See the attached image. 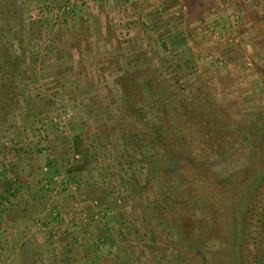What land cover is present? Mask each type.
<instances>
[{
  "label": "rangeland",
  "instance_id": "1",
  "mask_svg": "<svg viewBox=\"0 0 264 264\" xmlns=\"http://www.w3.org/2000/svg\"><path fill=\"white\" fill-rule=\"evenodd\" d=\"M161 1L7 0L6 5L14 7L8 13L6 33L11 36L13 64L20 72L15 73L12 93L17 108L0 120V151L6 156L0 165L9 160L14 167L24 166L31 158L37 165L34 177L22 169L7 183L34 187L33 182L40 181L44 192L34 195L39 196L37 202L42 194L52 197L48 221L57 227L50 237L53 246L58 232L68 229L69 238L79 247L93 249L83 253L90 261L94 255L106 264H150L149 260L220 264L217 253L208 252L204 259L194 256L179 236L176 204L196 207L198 203L189 182L168 174L177 173L176 162L164 158L165 151L175 146L165 124L153 114L152 102L156 100L165 115L179 124L176 118L183 103L193 101L189 90L205 85L208 106L201 99L196 103L216 113L213 119L222 122L220 139L225 142L221 155L204 157L199 164H206L222 180L245 165L249 143L237 142L238 134L232 132L249 125L264 109V0H194L193 10L186 0H166L162 5ZM83 18L101 25L100 35H113L120 45L121 55L116 54L111 70L95 75L94 83L100 88L96 93L73 92L89 82L87 77L62 76L59 69L54 73V66L42 60L49 40L57 42L60 35L68 34L72 20ZM123 47L129 49L126 56ZM21 52L26 77L21 72ZM135 71L146 82L144 92L152 107L150 120L141 127L147 133L150 127L156 141L130 151L116 136L115 125L132 122L127 84L119 83ZM193 92L196 97L197 91ZM63 117L59 131L56 121ZM210 143L219 144L212 137ZM183 149L188 152L187 146ZM16 150L27 156L10 161ZM74 172L80 173L74 177ZM53 175L59 180L51 181ZM91 178L94 183H88ZM63 195L71 198L69 206L62 202L65 211L53 204ZM262 220L259 258L254 264H264V213Z\"/></svg>",
  "mask_w": 264,
  "mask_h": 264
},
{
  "label": "trees",
  "instance_id": "2",
  "mask_svg": "<svg viewBox=\"0 0 264 264\" xmlns=\"http://www.w3.org/2000/svg\"><path fill=\"white\" fill-rule=\"evenodd\" d=\"M193 1H185L190 10L194 9L190 7L192 4L195 5ZM6 3L7 0H0V120L17 108L12 93L16 86L15 73L18 67L17 64H13L11 49L13 45L8 41L11 36L6 33L9 26L8 13L14 5L12 3L6 5ZM54 51L57 53L53 46L52 50L49 49L43 54L42 60L52 64L56 73L58 60L50 55ZM20 61L23 65L21 72L26 77L24 53ZM57 76L59 74H54V77ZM123 80L119 84L122 82L127 84L124 88H127L125 90L132 108L130 114L127 113L132 122L131 124L119 122L115 125L117 129L115 132L123 145L133 151L137 147L151 145L156 141L151 136L150 127L147 128L148 133L141 127L143 122L147 123L150 120L147 117L152 107L146 100L144 92L146 82L141 79L140 73L135 71L133 74L124 75ZM151 84H154V81H151ZM203 87L194 90L192 87L189 90L193 101L183 103L176 118L179 124L174 118L165 115V111L158 107L156 100L152 102L155 109L153 114L162 121L163 125L165 124L167 135H171L175 146L169 153L164 148L165 154L168 155L164 158L168 161L173 160L177 166L176 174H168L179 182H189L198 203L196 207L188 206L185 202L176 204L174 210L179 236L199 259L206 258V253L209 252L217 253L220 264H254L259 258L258 237L262 232L264 213V109L259 111L255 120L248 122L249 125L240 128L235 126L237 128L232 133L238 134L237 142L245 140L249 143V152L245 154V165L232 171L222 180L206 164H199L204 157L217 153L221 155L224 147L222 143L225 142L223 138L220 139L222 122L218 117L213 119L216 113L210 109L203 110L196 103V100L200 99L205 101V104L209 101ZM195 90L198 94L193 97ZM182 102L184 101L179 102V105ZM142 113L144 115L141 117ZM181 126L185 128L182 129ZM175 134H179L177 138L172 137L176 136ZM211 137L219 144L211 145ZM185 146L188 149L187 153L183 149ZM185 170L188 172L186 176H184Z\"/></svg>",
  "mask_w": 264,
  "mask_h": 264
},
{
  "label": "crops",
  "instance_id": "3",
  "mask_svg": "<svg viewBox=\"0 0 264 264\" xmlns=\"http://www.w3.org/2000/svg\"><path fill=\"white\" fill-rule=\"evenodd\" d=\"M165 1L162 0L161 5ZM151 18L150 15L145 20L150 22ZM92 22L84 18L72 20L69 23L70 31H67V35H60L55 43L49 40V44L45 43L48 45L45 48L43 47L44 54L47 53V50H52L53 46L57 50L58 54L54 51L50 55L57 58L56 66L62 71L61 75L75 73L77 77H81V75L87 77L89 82L81 87V90L77 89L73 92L89 91V93H96V91H99L100 88H97L94 83L95 75H105V72L111 70V64L115 63L116 57H118L116 54L121 55L119 53L121 51H118L120 49L119 42L115 41L114 36L112 35V37L107 33L106 36H101L97 28L103 27ZM108 28H111V31L114 30L111 26H108ZM127 52H129V49L123 47V56H126ZM86 58L91 59L87 60ZM84 100H87V98ZM23 156L27 155L18 150L13 151V155H10V161L17 162ZM31 156L35 155L31 154ZM2 158H6L4 151H0V160ZM31 159L27 160L28 165L24 166H19V164L14 167L15 162L10 164L9 160L2 161V165H0V264H106L99 262V257H94V255L91 257V261L83 258V253L93 249H87L86 246L79 247L74 240L69 238L72 232L67 231L68 229L58 232L59 239L56 246L50 244V237L57 230L56 225L48 221L50 218L48 208L52 197H49L48 194H42L40 196L42 200L37 202L39 196L35 198L34 195L44 192L40 190L43 186L40 181H34L33 183H36L34 187L30 183H7L9 176L21 174L22 169L27 170L26 172H30V175L34 177L33 175L37 169L35 166L37 165ZM75 171H77V168ZM79 173L74 172L72 175H78ZM88 183H94L93 178ZM65 196H59L55 198L54 203L52 202L62 207L61 210L64 211L66 210L65 204L69 206L71 203V198ZM64 200L65 204L62 203ZM37 220H40L41 224H37ZM80 259L82 260L80 261ZM149 263L156 264L151 260H149ZM111 264H114V262Z\"/></svg>",
  "mask_w": 264,
  "mask_h": 264
},
{
  "label": "built area",
  "instance_id": "4",
  "mask_svg": "<svg viewBox=\"0 0 264 264\" xmlns=\"http://www.w3.org/2000/svg\"><path fill=\"white\" fill-rule=\"evenodd\" d=\"M64 117H65V118H68V115H65ZM64 117H63L62 119L56 121V128H57V130H59V131L62 130L61 120H63ZM44 172H47V169H46V168H44ZM58 180H59V177L56 176V175H53L52 178H51V181H53V182H56V181H58ZM95 204H96V203H95Z\"/></svg>",
  "mask_w": 264,
  "mask_h": 264
}]
</instances>
